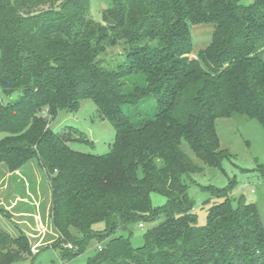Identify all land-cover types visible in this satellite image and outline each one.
<instances>
[{
	"label": "trees",
	"instance_id": "obj_1",
	"mask_svg": "<svg viewBox=\"0 0 264 264\" xmlns=\"http://www.w3.org/2000/svg\"><path fill=\"white\" fill-rule=\"evenodd\" d=\"M111 1L103 24L91 0H0V89L22 90L0 98V163L16 171L36 159L46 172L52 223L73 245L58 247L64 257L96 239L104 244L87 264H264L260 207L232 197L234 183L201 187L221 200L198 225L188 180L203 166L183 148L221 167L232 154L217 119L264 127V0ZM209 24L210 42L197 49L193 28ZM120 43L124 58L104 67L99 55ZM85 99L114 127L105 154L77 151L69 127H51ZM152 192L166 203L154 206ZM156 220L133 247V227ZM31 256L27 236L0 226V264Z\"/></svg>",
	"mask_w": 264,
	"mask_h": 264
},
{
	"label": "rangeland",
	"instance_id": "obj_2",
	"mask_svg": "<svg viewBox=\"0 0 264 264\" xmlns=\"http://www.w3.org/2000/svg\"><path fill=\"white\" fill-rule=\"evenodd\" d=\"M111 5V0H91V17L104 24L103 11ZM211 33L212 24L193 28L194 45L197 49L210 42ZM125 52L124 43L109 46L99 55L100 63L107 68L114 67L124 58ZM21 95L22 90L8 96L0 89V98L5 103L15 101ZM146 113L150 116L154 110L148 108ZM51 127L57 132L69 127L76 139L70 142V146L85 153L109 152L115 137L113 125L100 114L91 99L83 100L78 111H60L57 118L51 120ZM217 130L221 148L232 154L230 159L223 160L221 167L203 164L188 144H183L185 151L203 166L201 172L193 174L188 180L189 196L195 203L198 225L207 223L211 202L216 198L221 200L214 192L203 191L201 187L213 185L224 188L233 183L232 197L243 195L247 201L256 202L264 220V127L255 119L235 115L217 119ZM51 199L48 175L36 159L30 160L16 171L10 170L5 163H0V226L13 236H27L32 251L31 257L12 264H87L90 257L104 244L93 239L80 255L64 257L58 247L68 248V244L62 242L61 234L52 223ZM151 199L154 206H161L167 201L166 196L156 192L151 193ZM157 224L159 220L135 225L130 235L133 247H141L145 242L144 234ZM117 235L127 237L129 232L119 231Z\"/></svg>",
	"mask_w": 264,
	"mask_h": 264
},
{
	"label": "built area",
	"instance_id": "obj_3",
	"mask_svg": "<svg viewBox=\"0 0 264 264\" xmlns=\"http://www.w3.org/2000/svg\"><path fill=\"white\" fill-rule=\"evenodd\" d=\"M68 248H73V245L72 244H68Z\"/></svg>",
	"mask_w": 264,
	"mask_h": 264
}]
</instances>
